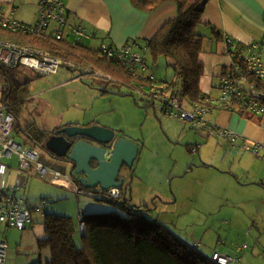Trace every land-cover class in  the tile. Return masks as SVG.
<instances>
[{"label":"rangeland","instance_id":"1","mask_svg":"<svg viewBox=\"0 0 264 264\" xmlns=\"http://www.w3.org/2000/svg\"><path fill=\"white\" fill-rule=\"evenodd\" d=\"M68 27H63V33L68 34ZM208 31L210 38L211 30ZM66 37L89 47L101 46L97 39L78 38L74 33ZM102 45L109 46L108 43ZM169 63L168 58L161 56L156 64L151 62L149 68L159 79L174 80L172 86L177 89L176 73ZM10 74H15L16 83L28 82V94L22 97L17 111L19 121L12 135L25 148H37L46 165L66 168L63 176L69 175L70 165L34 145L22 132L24 126L34 123L52 130L91 122L109 127L116 134L141 144L133 168L123 170L129 171L125 183L132 179L131 184L124 183L132 205L149 204L155 208L151 217L165 222L187 242L201 246L206 254L220 250L238 258L233 264H264V158L214 134L207 136L190 122L136 99L126 84L97 70L90 74L63 64L57 73L42 75L29 66L20 65ZM6 79L10 82L9 77ZM3 95L0 93V107ZM253 118L249 119L256 122ZM198 142L201 143L200 153L192 150L193 144ZM7 159L15 163L14 167L18 166L16 155ZM203 161L209 166H199ZM29 173L31 181L40 180L46 186L29 187V197L23 204L32 207L31 225L36 229L29 228L31 225L25 229L7 228L0 223L4 227L0 232L8 241V247L10 243V249L14 243L22 241L31 246L36 234L45 236L41 223L47 213L70 215L78 227L80 213L87 220L93 214L119 208L114 201L71 192L51 181L54 175L51 171L45 177L37 173L34 164ZM56 189L61 194L59 199L50 195ZM2 196L0 193V206L5 204ZM47 203L49 212L43 211Z\"/></svg>","mask_w":264,"mask_h":264},{"label":"trees","instance_id":"2","mask_svg":"<svg viewBox=\"0 0 264 264\" xmlns=\"http://www.w3.org/2000/svg\"><path fill=\"white\" fill-rule=\"evenodd\" d=\"M168 1L177 3V16L168 20L155 36L145 40L146 50L142 53V63L146 67H151V62L156 64L161 56L168 58L169 64L176 73L175 79L179 84L177 89L172 86L174 80L169 82L157 77L155 81L151 80L146 76L141 65L135 64V71H132L129 65L109 57L102 49L103 45L97 49L70 41L66 37L68 34L63 33L67 20L58 28L62 32L60 38L57 37V29L36 34L12 31L0 24V40L39 48L54 57L63 59L69 68L86 70L91 74L97 70L128 87L132 81H135L136 85L140 82L149 84L156 82L162 94L175 95L183 103H209L211 95L201 88L204 63L200 57L204 52L207 35L198 30L199 27L203 28L206 27L205 24H208L202 18L209 0H132L138 8L146 11H152ZM209 26L216 40H222L220 36L222 33L215 26ZM77 31L81 30L77 28L72 30L78 37L85 34L83 31H81L83 34H79ZM19 66H7L0 62V72L5 79L3 101L8 110L15 115L16 122L19 121L17 111L20 109V103L23 102L22 97L28 94V82L16 83L15 74L12 76L10 74V71ZM58 70L50 73H57ZM38 73L50 74L39 71ZM6 77H9L10 82H7ZM243 85L248 91L249 82H244ZM255 88L264 90V85L260 81H255ZM251 94L256 96L252 92ZM258 99L264 104V97L259 96ZM142 101L156 108L154 102L147 99ZM244 115L252 119L255 117L259 124L264 122V114L260 116L246 112ZM24 129L28 135L26 137L41 148H46L47 137L55 132V130L40 128L34 123H30ZM131 180L126 183L131 184ZM120 188V196L110 200L103 199L116 202L118 210L96 213L87 220L84 216L85 233H79V226L77 227L72 216L47 213L42 222L45 236L38 240L40 258L36 264H219L212 258L215 251L212 254H206L201 246L182 239L165 222L150 216L154 214L155 208L146 203L139 206L132 205L131 196L127 195L124 185ZM3 201L5 204L0 207L8 205L9 201ZM78 236L80 241L77 240ZM45 251H49V255L42 258Z\"/></svg>","mask_w":264,"mask_h":264},{"label":"built area","instance_id":"3","mask_svg":"<svg viewBox=\"0 0 264 264\" xmlns=\"http://www.w3.org/2000/svg\"><path fill=\"white\" fill-rule=\"evenodd\" d=\"M38 6L37 18L33 23H24L0 13V24L12 31L43 34L50 30L54 22L57 23L54 28L57 30L60 25L66 23L64 0H40ZM77 32L83 34L81 31ZM61 36L62 32L58 30L57 37L60 38ZM225 43L226 51L232 56L233 60L220 75L219 92L215 98L210 99L209 103H191L190 109H186L184 107L185 102L183 103L177 96L162 94L160 88L155 84L156 82L151 84L140 82L136 85L135 81H132L129 88L136 99H147L154 102L156 108L190 122L199 131L209 135L214 134L219 139L222 138L233 145H239L257 157L264 158V139L250 138L208 117V114L214 110H226L240 117L248 118L250 116L244 115V113L251 112L260 116L264 114V104L258 99L259 96L264 97V90L255 88V81H260L264 85V40L253 41L252 50H246L229 41H225ZM102 48L109 57L119 59L129 65L132 71H135V64L141 65L146 76L155 81V75L150 68L142 63V54L129 52L128 50L119 53L106 45H103ZM0 62L7 66L26 65L44 74L56 72L61 65L66 64L63 59L54 57L39 48L3 40H0ZM4 80L0 72V93L4 92ZM244 82H249L250 93L243 85ZM251 92L256 96H253ZM3 100L4 98L2 99V107H0V160L16 155L18 167L14 171L12 190L7 191L3 196V200L9 202L6 207H0V222H5L9 227L23 228L31 221V209L23 206V197L16 194V192L27 186L29 180L27 171L33 164L39 174L45 177L51 171L54 174L51 177L52 182L59 183L77 194L95 195L100 199L109 200L120 196L121 188L119 187L107 189L82 187L70 173L64 177L63 174L66 175V172L61 168H51L46 165L41 160V152L37 148H25L23 144L18 143L12 135L16 117L8 110ZM259 125L264 126V122ZM198 147L199 145L192 146V150H198ZM11 171L12 168H8L7 164L0 163V177L6 176L8 178L12 175ZM57 177L63 178L65 183L58 182ZM84 219V215L80 213L79 233L81 234L86 231ZM7 254L8 242L3 238L0 241V264H5ZM212 258L219 264H231L238 260L232 255L219 251H215Z\"/></svg>","mask_w":264,"mask_h":264},{"label":"crops","instance_id":"4","mask_svg":"<svg viewBox=\"0 0 264 264\" xmlns=\"http://www.w3.org/2000/svg\"><path fill=\"white\" fill-rule=\"evenodd\" d=\"M39 1L40 0H0V13L30 24L36 21L39 11ZM64 5L66 20L68 21L66 25H69L68 35L73 33L72 30L77 28L85 32V34L80 37L87 40L97 39L101 45L103 43H108L115 52L119 53L128 50L129 52L142 54L146 50L145 40L155 36L159 29L168 20L175 18L178 13V5L174 1L165 2L152 11L138 8L132 0H64ZM202 19L205 23H208L205 24L206 27H203L204 31L202 33L207 35L210 29L209 25H213L222 33L220 36L223 38L219 41L216 40L211 31L212 35L210 38H208V36L205 38L204 52L200 55L204 63L201 88L205 93L215 98L219 92L218 84L220 82V74L223 73L225 68L229 66L233 60L232 56L226 51L224 38L230 36L241 42H249L263 38L264 0H210L205 7ZM56 25L57 23L54 22L50 30L54 29ZM200 28L201 27L198 29L199 31ZM75 36H77V34H75ZM98 48L100 49L101 46ZM190 105V102L184 103L185 108L190 107ZM208 117L250 138L258 140L264 139V128L261 127L259 123L257 124L249 118L240 117L226 110H214L208 114ZM87 120L88 119H85L84 121ZM183 127L186 128V125ZM206 134L209 136L208 133ZM118 136L125 135L120 134ZM137 143L140 145L141 149V144L139 142ZM193 145H199L197 152L200 153L201 143L198 142ZM191 146L192 145L189 147L191 148ZM195 161H197L196 158ZM1 162L7 164L8 168H12L11 173L13 175H10L8 178L6 176L0 177V193L4 196L7 191L12 190L11 186L13 184L14 171L18 166L14 167L15 163L6 158L0 160V163ZM207 163L208 162L203 161L199 166H209ZM29 169L27 171L29 179L27 186L16 192V194L23 196L24 202H26L27 197H29V187H46L40 180L36 181V179H33L31 181L29 178ZM189 170L191 169H188V171ZM36 172L39 173L37 170ZM52 187L57 188L55 186ZM50 195H55L56 199L61 197L58 189L52 191ZM49 206L50 204L47 203L43 211H51L46 210ZM30 209L32 212V207H30ZM33 219L32 213L31 221L25 227L19 229L29 227L33 223ZM0 228V230H2V228L4 229L2 226H0ZM29 228L34 231L36 229L34 224ZM41 229L44 230L45 233L42 223ZM3 237L4 235L0 232V241ZM42 237H44V234L42 236L40 233L36 234L35 241L31 246L26 245V241H22L21 243H14L13 248L10 249L9 243L7 254L8 260L11 261L9 264H36L40 258L37 241ZM77 240L80 241V239ZM15 244L17 245L15 246ZM36 251L38 255H35ZM215 251L220 252V250ZM48 255L49 251H45L42 258ZM8 260L6 259L5 264H8Z\"/></svg>","mask_w":264,"mask_h":264},{"label":"water","instance_id":"5","mask_svg":"<svg viewBox=\"0 0 264 264\" xmlns=\"http://www.w3.org/2000/svg\"><path fill=\"white\" fill-rule=\"evenodd\" d=\"M22 132L28 137L26 129ZM76 136L81 137L73 139ZM45 147L55 159L67 162L70 175L90 189L123 186L129 173L123 170L134 166L140 152L137 142L99 124L59 127L47 137ZM62 170L66 172V168Z\"/></svg>","mask_w":264,"mask_h":264},{"label":"bare ground","instance_id":"6","mask_svg":"<svg viewBox=\"0 0 264 264\" xmlns=\"http://www.w3.org/2000/svg\"><path fill=\"white\" fill-rule=\"evenodd\" d=\"M209 1H210V0H209ZM207 4H208V3H207ZM207 4H206V5H207ZM224 40H225V41H229V42H231L232 44L237 45V46H239V47H242V48H244V49H246V50H252V43H253V41H256V40H264V37L261 38V39H256V40L249 41V42H241V41L235 40L234 38H232V37H230V36H226V37L224 38ZM56 180H57L58 182L65 183V180H64L63 178H61V177H57Z\"/></svg>","mask_w":264,"mask_h":264},{"label":"flooded vegetation","instance_id":"7","mask_svg":"<svg viewBox=\"0 0 264 264\" xmlns=\"http://www.w3.org/2000/svg\"><path fill=\"white\" fill-rule=\"evenodd\" d=\"M58 128H59V127H58ZM116 135L118 136V135H120V134H116ZM80 137H81V136H76V137H74L73 139H78V138H80ZM87 140L91 141L90 139H87ZM134 163H135V162H134ZM93 165H94V164H93ZM94 166H95V165H94ZM132 168H133V167H132ZM132 168H131V169H132ZM120 187H122V186H119V188H120Z\"/></svg>","mask_w":264,"mask_h":264}]
</instances>
